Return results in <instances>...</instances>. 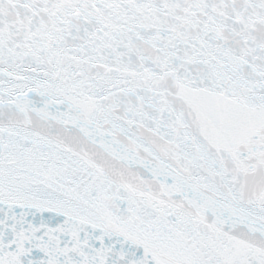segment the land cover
Returning a JSON list of instances; mask_svg holds the SVG:
<instances>
[{"label":"snow or ice","instance_id":"obj_1","mask_svg":"<svg viewBox=\"0 0 264 264\" xmlns=\"http://www.w3.org/2000/svg\"><path fill=\"white\" fill-rule=\"evenodd\" d=\"M0 264H264V0H0Z\"/></svg>","mask_w":264,"mask_h":264}]
</instances>
